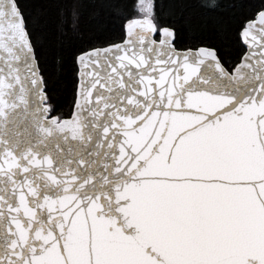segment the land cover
I'll use <instances>...</instances> for the list:
<instances>
[{"label": "snow or ice", "instance_id": "1", "mask_svg": "<svg viewBox=\"0 0 264 264\" xmlns=\"http://www.w3.org/2000/svg\"><path fill=\"white\" fill-rule=\"evenodd\" d=\"M189 6L0 0V264H264V0Z\"/></svg>", "mask_w": 264, "mask_h": 264}, {"label": "trees", "instance_id": "2", "mask_svg": "<svg viewBox=\"0 0 264 264\" xmlns=\"http://www.w3.org/2000/svg\"><path fill=\"white\" fill-rule=\"evenodd\" d=\"M255 2V0H253ZM29 10L34 16H38L40 20L47 26L51 33L55 32L58 14L62 9L68 21L71 22L72 12L75 9L78 12L80 27L85 33L95 24L94 0H26ZM189 7L184 9V16L193 24H197L202 30H215L214 21L209 20L207 24L202 20L201 9L197 6V0H188ZM166 9L168 0H165ZM227 33V29H223ZM230 40L226 43L230 44Z\"/></svg>", "mask_w": 264, "mask_h": 264}]
</instances>
